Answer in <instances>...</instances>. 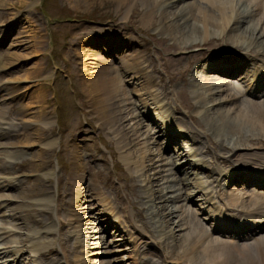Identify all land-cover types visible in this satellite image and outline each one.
Listing matches in <instances>:
<instances>
[{"label":"rangeland","instance_id":"obj_1","mask_svg":"<svg viewBox=\"0 0 264 264\" xmlns=\"http://www.w3.org/2000/svg\"><path fill=\"white\" fill-rule=\"evenodd\" d=\"M189 1L191 0H182L180 3L186 4ZM117 2V0H0V57L9 54L8 61L13 62V66L0 70V85L9 83L10 89L14 92L11 101L5 102L1 107L7 120L3 116L0 129L16 130L15 138L12 137L11 131L12 134L9 132L11 135L7 142L0 140L2 144H0V186H2L0 187V252L7 253V261L3 264H12L11 261L14 259V264H42L44 261L38 258V253L47 251L56 252L54 257L58 259V264H137V262L139 264L141 257H149L146 253L147 247L155 252L158 258L182 260L181 249H173V253L169 249L174 242L171 243L169 240L168 247L164 244L163 234L167 232L162 229L157 230L156 226L159 225L160 220L154 215L156 213L150 208L152 203L149 201L151 190L158 189L154 184L152 187L149 186L150 179L152 178V183H160L156 180L158 177L156 173L162 171L161 176L167 177L171 169L173 172L176 169V165L172 166L171 162L166 160V154L172 153L168 146L173 149V145L169 144L172 134L176 137L185 135V139L175 140V143L179 148L181 147L183 154L189 153V159L198 160V156H201L208 170L212 166L220 174L227 171L222 165L213 163L212 157L218 156L220 152V159H227L230 154L227 155L219 150L213 152L204 137L199 136L197 141H190L191 132H195L196 128L188 118L186 104L189 106V114L193 117V121L200 123L203 129H206L199 108L194 106L197 96L192 89L189 90L186 82L182 83L180 75L189 78L190 72L197 66H203L208 62L210 53L219 51L227 54L233 51L240 54L242 47L238 46L236 49L237 46L230 41L231 44L227 46L215 40L202 43L199 42L200 38L182 41V38H177L174 32L163 28L165 20L162 21L160 9L154 10L153 17L143 22L147 9L141 0H129L122 6ZM165 2L162 5L164 3L166 5L170 0ZM208 35L213 37L217 33L209 32ZM99 39L101 43L109 44L114 40L118 46L131 44V49L128 51L117 53L121 54L119 57L123 67L114 52L105 53L106 56H110L109 66L118 73V77L122 79L121 87L125 89L126 98L119 94L121 97L116 100L118 104L115 108L119 111L118 116L124 117L120 123L121 136L110 130L108 120L101 118L100 113L95 112L89 103L90 94L86 95V89L82 84L83 73L79 72L81 57L75 56L86 46L95 47L100 44L97 43ZM194 42L199 44L183 48ZM198 48L202 49L197 51ZM103 53L100 52V55L103 56ZM129 53L133 56L128 55ZM131 56L138 68L145 72L144 78L137 80L132 76V70L126 63ZM120 68L125 69L127 73L120 72ZM211 74L207 73L204 76L208 77ZM214 75L210 76L213 86L217 81H226L223 77ZM29 99L34 101L32 109L37 117L32 116L30 120L33 118V123L29 124L25 131H21L16 127H19L21 121H26L23 111L30 106ZM125 100L127 102L124 103ZM137 103L139 104L135 106L134 104ZM126 105L134 108L133 111L129 106L126 109ZM163 106L164 110L160 111ZM7 109H10L13 115H5ZM174 110L178 113L174 116L183 120V123H179L178 129L187 133L177 135L172 132L171 134V130L168 132L171 125H165L167 133L171 134L167 138L161 133L158 125L163 124L162 116L173 115ZM130 112L134 114L133 117L130 116ZM41 115L43 117L39 120ZM154 122L161 123L154 125ZM173 125L176 126L175 122ZM40 127L44 130L42 140L45 143L40 142L41 145L28 148V143L25 144L18 138L16 140L21 134L32 133L34 129ZM210 137L209 141H214ZM77 142H79L78 146L80 145L79 152L90 156L89 159L80 162L85 181L96 186L103 204L93 200L89 193H82L79 207L82 206L86 225L76 229L77 225L72 220L73 209L68 203L69 196L66 191L72 187V183L69 182L74 175L71 148ZM3 144L8 146L4 147ZM199 146L204 147L202 151L207 149V153L195 155L193 151ZM166 148L167 152H165ZM40 150L46 152L41 161L35 158ZM239 150V155L247 158L244 152L250 150ZM158 153L162 157L160 160H154L157 164L151 169L150 162L146 163V159L149 160ZM263 155L262 153L260 157L262 158ZM189 171L191 174L186 173ZM181 172L183 176L180 173L177 176L181 180L183 178L185 184L187 182L193 184L189 185V191L193 196L190 202L187 201L185 208L181 199L177 201L175 205L179 209L175 214L179 215L178 220L188 217L187 222L192 225L194 222L192 218H198L200 221L205 217L206 209L203 203L211 196L205 199L204 194H207L205 193L207 186L211 189L215 184H208L201 173L195 174L190 169H183ZM213 176L214 173L211 177ZM169 177L173 176L169 175ZM175 179L174 183L177 184L176 176ZM194 182L204 187L196 189ZM228 188V193L233 190V187ZM218 191L219 189L216 190L215 195L221 197L223 193L221 190ZM23 192L25 195L21 200L20 194ZM173 193L177 194V191ZM83 198L90 200L85 201ZM239 200L242 204L240 206L244 208L251 206L245 196H241ZM64 202L67 203L65 206ZM6 205L13 206V209L19 207V214L16 217H8L9 211ZM58 205L63 211H60ZM135 208L139 209L140 217L134 215ZM18 215L23 219L21 220ZM126 218L128 221L125 220ZM141 218L147 227L145 225L140 227ZM130 220H134V225L128 223ZM174 221L177 223L176 219ZM59 222L62 223L61 228ZM200 222L201 228H205L203 230L207 232L206 225ZM182 224L183 222L174 224V227L177 228ZM185 227L186 225L178 233L185 235L187 233ZM144 228L147 230H143ZM150 229L154 230L153 234ZM211 238L214 240V237ZM95 244L99 246L96 247ZM64 245L73 248L74 255L61 254L60 248ZM194 263L200 264V261Z\"/></svg>","mask_w":264,"mask_h":264},{"label":"bare ground","instance_id":"obj_2","mask_svg":"<svg viewBox=\"0 0 264 264\" xmlns=\"http://www.w3.org/2000/svg\"><path fill=\"white\" fill-rule=\"evenodd\" d=\"M117 1H118L117 2L118 5L122 6V5H125V3L128 2L129 0H117ZM165 1H168V0H164L163 2ZM180 1L182 0H177V2L175 1L173 2V0L172 1L170 0V2L167 3L166 5H165L166 2L164 3V5H162L163 2H161V0H141V3L147 9L145 11L146 16H144V18L142 19L143 22L153 17L154 15L153 13H155L154 10L160 9L162 21L165 20L164 21L165 24L162 22L164 24L163 28L169 32H174L177 38H182V41L189 40V39L192 40L194 38H200V41L199 40L198 41L202 43H205V42L209 43L212 40H215L218 42L220 41L219 44H225V46H227V44H231L229 43V41L233 42L235 46H237L236 49L238 48V46L242 47L243 50L242 52H240V54H242L241 56L244 57V60H246V62L258 61L262 63L263 65L262 70H264V2L263 1L261 0H191L187 2L186 4L180 3ZM254 19L256 21H254ZM197 23L199 25H197ZM209 32H215L217 33V35H213L212 37L208 35ZM97 43H100V44L96 45L95 47L86 46L84 47V49L79 50V52L76 51L77 54H75V56L78 55L81 57L79 59L80 61L79 63L80 71L79 72L83 73L82 84L84 85L86 89V95L90 94L89 103H91V106L93 107L95 112L100 113L101 118H106L108 120V125L111 128L110 130H113V133L120 135V132L122 131V129L120 128L121 127L120 123L124 117L120 118L121 115L118 116L119 111H116L115 108L117 107V104H118L116 103V100L120 99L121 95L124 96L125 89L121 87L122 79L120 80V78L118 77V73H115V70L109 66L110 56L109 57L106 56L105 53H109L110 51H112L114 52V54H117L118 52L122 53V51L124 50L128 51L129 49H131V44L130 43L122 44V45L119 44L118 46L117 42L114 40L112 41V43L109 44L108 42L101 43L100 39L97 40ZM198 44L199 43H196V42L190 43L188 47L183 46V48L197 46ZM215 45L217 46L218 44H215ZM201 49L202 48H198L197 51ZM100 52H104L103 56L100 55ZM234 54L237 55V53L235 52ZM8 56L10 55L5 54V56L0 57V70L1 71L9 66H13L12 65L13 62L8 61V58H7ZM225 60H226L225 69H221L220 67L217 66V64H214L213 66V64L211 65V63L207 62V64L204 67H202L201 65L197 66L192 72H190V77L187 79L186 77H183L180 75V80H182V83L186 82L189 90L192 89V91L195 92V95L197 96V98L195 97V99L197 101H195L194 106H197V108H199V111L201 112L200 117H202L203 121L205 122V123L203 122V124L206 130L203 129L200 123L193 121L192 119L193 117L189 114V109H188L189 106H187L186 104L185 109L188 111V118L191 121V123L194 125V128H196V131L191 132L190 136H191L192 142L197 141L196 139L199 136L204 137L207 141L208 146L213 152L214 151L216 152L217 150H219L227 155L230 154V156L227 159H224V158L220 159L219 157L220 152L218 156L212 155L213 163L217 161H221L224 164L232 166L234 172L233 171H230V172L231 173L233 172V175H235L236 182L240 184H244V186L248 185L249 181H254L257 184H262L264 182V179H263L264 169L263 170L261 169L260 171L257 172L258 174L254 175V180L250 178V176H253V175H250V172L248 171H250V169L257 170L256 168H253V167L250 168L251 164H256L257 159L259 160L260 166L264 167V155L262 158L260 157L262 153L264 154V148L261 149V147H264V84L261 83L263 79L261 80V82H256L254 80L253 89H255L256 92H253V89H246L244 87L241 89H236L232 86L225 84L227 83V81L225 80H222L219 82L217 81V84L213 86L212 85L213 83H211L212 78L210 76L208 77L204 76L205 71H215L220 74L233 75L236 71H240L242 68L241 67L243 64L242 60L237 58L236 56H232L229 58L227 57V59ZM126 63L130 67V70H132L131 74L132 76H134L135 79L139 80V79L144 78L145 72L138 68L137 63H135V61L132 59V56L130 59L126 61ZM121 71L123 73L126 72L125 69L120 68V72ZM9 86H10L9 83L7 85H0V124L2 120L4 119L3 118L4 115H3V111L1 107L5 104V102L11 101L10 99H12L14 96L13 89H10L11 86L10 87ZM119 94L121 95L119 96ZM251 97H256V100H253ZM33 102L34 101L32 99H29L30 106L28 107V109H24L23 111V114H25L26 116L25 118L26 121H21L19 127L15 126L16 128H19V130L21 131H25V128L30 126L29 124L33 123L32 121L33 118L32 120H30L32 116L37 117V115L34 114L35 112H33V109H32ZM125 102L127 101L125 100L124 103ZM138 104L139 103L134 104V105L136 106ZM128 106L130 107V105H126V109H128ZM10 109H7L6 113L4 112L5 115H8V116L13 115V112ZM133 109L134 108H131L132 111ZM174 115H178L176 110H174L173 115L168 116V120L175 122V125H176L174 129H171V133L173 132L179 135L182 132H187L182 129H178L180 128L179 123H183L182 122L183 120L179 118L178 116L176 117ZM130 116L133 117L134 114H131L130 112ZM42 117L43 115H41V118L39 120H41ZM135 117L137 118L138 116L136 115ZM165 125H168V123H166ZM0 128H1V125H0ZM153 128L156 129V127H153ZM169 129L170 127L168 128V130ZM19 130L17 132H19ZM11 131H2L0 129V140L2 141L8 140L12 132H13L12 137L15 138L14 134L16 130L12 132ZM43 131L44 130L41 127L36 128L33 130L32 133L27 134L25 132L21 134V136L16 137V140L18 138L19 141H22L25 144L28 143L29 145L27 146L28 148L33 147L35 145H41L40 142H44L42 140ZM9 132L11 134H9ZM163 135L164 137L168 138L167 128L163 132ZM212 136L214 138H212ZM182 137L183 136L176 137L173 134L171 137V140L173 141L171 140L170 141L168 140V141L171 143H174L175 140L182 139ZM209 137L214 140L212 141L213 143L211 142V140L209 141ZM5 144H3V146L7 147L8 145H5ZM78 144L79 142H77V144L73 145L71 148V154H72L71 158L73 159V162H74L72 174L74 175L71 176V178L69 179V182L72 183V187L69 190H67L68 188L66 187L67 188L66 192H68V196H69L68 203L69 205L72 206V209H73L72 212L74 214V219L72 220H73V223L77 225L75 227L76 229L86 225L85 224L86 221L84 220V215H83L84 213L82 212L83 210L81 208L82 206L79 207L80 198H81L82 193H85V192L89 193L88 195L93 200L103 204V202L101 201L100 194L99 192H97L96 186H94V184H91L85 181L83 166L80 164V162L83 159H86V158L89 159L90 156L89 154H87L86 156V154L84 155V153H80L79 152L80 145L78 146ZM203 148L202 146L195 147V150L193 152L195 153V155H201V153H207V149L202 151ZM239 149L247 150V151L250 150V152H244L247 158H244V155L243 156L239 155L238 153V151H240ZM177 153L178 155L174 153L166 157V160H169L172 166H174L175 163L177 166L180 165V162L182 163V161H177V158L178 156L180 157V155L183 154V151H180V153L179 151H177ZM45 154L46 152L44 150H40L35 158L41 161L43 158V155ZM139 155H141V153ZM159 155L160 153L154 156L155 159L154 157L149 160L148 158L146 159L147 160L146 163L150 162L149 167H151V169L154 167V165L157 164V161H154V160L161 159L162 156H159ZM184 156L186 157L189 156V153H186V155ZM198 157H199L198 160L191 159V160H187L186 162H184L186 167L189 169H193V171H198V170L202 171L203 174H205L206 177H208L210 180L208 184H211V185L216 184L217 179L213 180V178L211 177V175L214 172L212 170L210 171L207 170L206 167H204L202 158H200L201 156H198ZM240 160L242 161L238 162V164L234 163L235 161H240ZM3 168L4 167H2V169ZM247 168H250V169H247ZM179 170L180 168H177V167L174 170V172L171 169L172 172L170 171L169 175H172L173 179L169 177V175L167 177H164V176L162 177L161 176L162 171L156 173V177L158 176L156 180H158L160 183H152L151 182L153 181L152 178L150 179V181L148 179L150 187H152V184H154V186L158 188L157 190L150 188L152 190L149 195L150 197L149 201L150 203H152V205H150V208L155 211L156 214L154 215L155 216L157 215L158 219L160 220V222H158L159 220L157 221L159 225H157L156 228L157 230H160V229H162L163 231L166 230L167 233L163 234L165 238L164 244L166 246L168 245L167 242L169 240H171L170 241L171 243L174 242L171 245V248H169L172 251V253H173V249H176V248L181 249L182 255L180 257L182 258V263L176 260L173 264H195L194 263L195 261H198V263L200 261V264L201 262L202 264H264V235H260V236L252 237V238L241 237V239L237 242L234 239L236 235L232 233H224L225 236H222L220 238H214V240H211L213 238H210L206 234L207 233L206 230H203L205 228L203 229L201 228L202 225L200 221L205 220V217H203L200 221L198 218H192V220L194 221L192 225H190V223L187 222L188 217H184L183 220H180V219L178 220L179 215H176L175 213L178 211L177 209L179 208L175 205V203L179 201L180 199L181 201H183V203H187V201L190 202V199L193 196V194L190 191H188L189 184L187 183L185 184V182H183L184 180L179 179V177L177 176V174L179 175ZM231 173L229 175H231ZM175 176L178 179L177 184L174 183L176 182ZM8 185L11 187L9 183ZM201 186L202 185H199L198 188H200ZM239 187H240V191H243L242 195H245V190L242 189L243 186L240 185ZM173 191H177V194L173 193ZM218 192H220V189ZM44 193H47V191H44ZM23 195H25L24 192L20 194L21 197L19 196L21 200H23L22 198ZM257 195L260 196L261 198L259 199ZM257 195L253 196L252 198L250 197L248 198L249 202L252 203L251 205L252 207L250 206L249 208L243 209V212H246V213L239 214L240 217H242L241 221H245V224L249 225L246 229H251L252 227L257 228L258 227L257 225H262L264 223V196L263 194L262 195L257 194ZM228 198H229V201L231 202L234 201L235 204L242 205L241 202L238 201L240 199L239 194L238 193L235 194V191H231L228 194ZM88 200L90 199H87L85 201H88ZM76 203H79V204L76 205ZM65 204L67 203L64 202V206ZM6 208H8L7 210L9 211L8 217L10 218L16 217L17 214H19L18 212L19 207H17L16 209H13V206L6 205ZM58 208L60 209V211H63V209H61L59 205H58ZM137 208H135L136 209L135 211H133L134 209L132 211L134 212V215L136 214L135 216L140 217L141 215L139 213V209ZM218 215H220V213H218ZM229 216L233 217V214H230ZM18 217L21 220L23 219L21 215H18ZM139 217L138 219H140ZM175 219L177 223L174 221ZM88 221L90 222V220ZM142 221L143 219L140 221V224H139L140 227L145 225L144 221L143 222ZM133 222L134 220H130L128 223L134 225ZM180 222H183V224L179 225V227H177L178 228L177 230V228L174 227V224L178 225L180 224ZM220 222L221 220L218 219L217 223H220ZM257 222H259V224H256ZM59 224L61 228L62 223L59 222ZM185 225L186 227L184 228V230H187V233L185 235L178 233L180 232L181 228ZM219 225L222 228L224 226L223 223ZM145 228L143 230H147ZM84 229H86V227ZM232 229H235V227H233ZM153 232L154 230H152L151 234H153ZM95 245L96 247L99 246L97 244ZM69 246L72 247V245L70 244ZM31 247H35V246H31ZM60 253L66 254V255L73 253L74 255L75 252L73 251V248H68L67 246L64 245L60 248ZM55 255H56V252H51V251H47L45 253L40 252L38 253V256H39L38 258L44 261V263L42 264H58L59 261L56 257H54ZM6 257H7L6 252H0V259H1L0 262L1 263H4L5 261H7ZM66 257L67 256H65V258ZM145 257H143L139 261V264H160L158 262L159 258L157 256H155L154 260L151 258L149 259ZM2 258H5V259H2ZM19 258H21V256ZM12 262H13L12 264H14L15 259Z\"/></svg>","mask_w":264,"mask_h":264}]
</instances>
